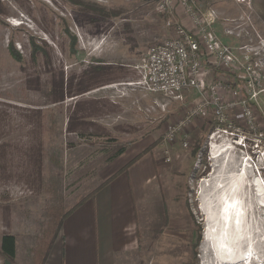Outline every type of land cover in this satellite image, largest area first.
Instances as JSON below:
<instances>
[{"label":"rangeland","instance_id":"obj_1","mask_svg":"<svg viewBox=\"0 0 264 264\" xmlns=\"http://www.w3.org/2000/svg\"><path fill=\"white\" fill-rule=\"evenodd\" d=\"M197 1L201 7H215L219 12L218 21L224 25L238 13L234 7H229L236 0ZM158 2L0 0V144L10 143L5 144L8 158L13 156L10 162L23 163L15 149L25 147L32 138L34 130L31 129L37 120L32 110L41 107L45 120L43 182L30 184L23 176L19 177L18 171L8 175L1 167L6 160L0 153V236L4 231L16 235L20 264L32 263V248L42 235L43 227L48 225L50 213L60 205L66 211L92 194L109 174L111 161L119 149L138 137L165 144L163 151L167 147L171 155V161H166L163 155L161 187L157 199L150 202L149 231L143 230L146 217L141 210L144 244L140 264H233L224 261L229 257L223 253L225 249L216 244L217 230L213 232L215 223L220 224L222 219L221 206L217 204L220 194L217 183L226 176L223 184H227V189L232 188L234 166L241 168L239 164L245 161L252 164L247 171L250 184L247 193L240 189L238 193L243 194L245 224L248 222L247 227H252L248 234L253 237L257 230V225L252 223L256 218L255 200L264 199V134H259L264 133V106L260 102L263 110L255 107L257 133L249 130L243 118L230 111L232 125L216 126L210 108L192 119L176 139L165 142L163 137L168 124L183 120L195 105L198 94L185 91L182 98L176 99L161 93L146 96L133 83L136 81L133 72L136 70L138 74V67L147 61L151 45L173 36L177 22L191 26L181 6L176 4L169 13L158 10ZM44 41L53 51L52 63L56 69L63 64L65 71L77 73L96 61L124 64L129 69L130 83L91 94L93 98L112 94L117 101V112L94 117L111 134L82 137L66 131L71 100L67 99L64 104L47 102L51 71L43 62L41 49L35 53V59L32 58V44L35 42L47 49ZM11 46L19 51L20 58L14 56ZM38 81L43 85L41 90L30 87L29 84ZM123 125L134 126L136 130H122L119 127ZM238 138L245 140L238 142ZM224 149L227 150L223 155L214 157ZM210 180L211 186H205ZM263 231L256 233L253 249L258 259L251 264H259V259H264ZM206 236L213 237L211 245L206 242ZM2 259L0 253V264ZM248 263L249 260L241 264Z\"/></svg>","mask_w":264,"mask_h":264},{"label":"crops","instance_id":"obj_2","mask_svg":"<svg viewBox=\"0 0 264 264\" xmlns=\"http://www.w3.org/2000/svg\"><path fill=\"white\" fill-rule=\"evenodd\" d=\"M229 7L235 8L234 11L238 12L236 16L250 17L248 28L252 37L255 38L258 34L264 36V0H250L249 4L236 1ZM224 29L223 23H217L216 30L223 41L239 42L238 39L228 36ZM92 63L121 65L128 76L94 86L84 93L66 97L63 102L54 104H64L67 99L71 100L66 121L68 133L82 136L77 129L85 126L86 134L82 137H106L111 132L94 117L117 112L118 103L112 98V94L105 98H93L91 94L110 89L117 84H127L131 76L124 64L107 61ZM136 72H133V77L137 80L140 74L139 70L138 74ZM139 92L146 96L151 95L142 89ZM70 119L76 127L73 131L67 130ZM119 128L125 131L136 130L134 126L128 125ZM155 141L138 137L137 140L127 143L124 150L112 159L110 172L104 180L111 179L64 217L45 264H140L141 248L144 244L141 240L140 214L143 209L146 217L143 219V230L149 231L150 202L157 199L159 186L161 187L159 178L165 161V144H157ZM143 151L145 152L139 158L127 166ZM164 230L166 231L165 228Z\"/></svg>","mask_w":264,"mask_h":264},{"label":"built area","instance_id":"obj_3","mask_svg":"<svg viewBox=\"0 0 264 264\" xmlns=\"http://www.w3.org/2000/svg\"><path fill=\"white\" fill-rule=\"evenodd\" d=\"M176 4L182 7L191 26L177 22L173 36L151 45L147 61L138 67L140 77L133 81L145 93H161L169 99L182 98L185 91L198 94L185 118L166 128L164 141L176 139L192 119L210 108L218 126L232 125L230 111L257 133L255 107L262 109L261 103L264 106V36L252 37L250 17L240 15L229 18L224 29L239 42L223 41L216 30L218 10L201 7L197 0H159L157 8L171 13ZM164 154L165 160L171 161L169 148Z\"/></svg>","mask_w":264,"mask_h":264},{"label":"trees","instance_id":"obj_4","mask_svg":"<svg viewBox=\"0 0 264 264\" xmlns=\"http://www.w3.org/2000/svg\"><path fill=\"white\" fill-rule=\"evenodd\" d=\"M85 11V12H84ZM83 13L86 14V10H83ZM45 42V49L43 46L36 44L35 42L32 44V58L35 59V53L41 49L44 59V64L47 63L48 71H51V75L48 78V89H47V102L48 103H58L63 102L66 97H72L81 93L90 90L94 86H99L104 83L113 82L120 78L128 76L125 72V68L118 64H107V63H91L87 67L83 68L80 72L75 71H65L64 65L62 64L59 69L53 67L52 57L53 51L48 45L47 41ZM47 42V43H46ZM11 50L14 56L20 58L19 51L11 46ZM31 88L42 89L43 85L36 83L34 85L29 84ZM32 112L36 115L37 119L33 124V128L31 130V140L27 142V144L23 147H16V153L18 156H21L23 163L14 165L10 162L12 159V155L8 158V153L5 150V144L10 145V143L3 142L0 144V153L2 154V158L6 160V164L1 166L8 175L11 176L12 173L18 171L19 177L23 176L30 184H38L43 182V172L45 168V141L43 138L44 133V115L42 113L41 108L33 109ZM32 116H29L31 119ZM84 123V122H82ZM217 126V123H216ZM35 128H38L36 130ZM75 126L73 125V120L70 119L67 130L73 131L75 130ZM85 126L78 128L77 131L81 133L82 136H85ZM124 150V147H121L117 154L121 153ZM145 151L141 152L138 156H136L132 161L128 163L131 164L135 161L139 156H141ZM15 153V154H16ZM116 154V155H117ZM9 162L10 164H8ZM7 169V170H5ZM22 173V174H21ZM108 178L104 180L99 186L93 191L92 194L87 196L94 195L95 192L105 185L109 180ZM84 196L81 200L77 201L74 205H72L66 211H63L61 205L54 212L50 213V217L48 219V225L44 226L42 231V235L39 236L36 245L32 248V263L31 264H45L48 254L51 250V247L56 239V236L61 228L64 217L71 213L75 208H77L83 200L87 197ZM10 208L8 207V210ZM56 210V211H55ZM59 211V213L57 212ZM0 253L3 256L2 264H20L17 260V238L16 235L12 232L4 231L0 236Z\"/></svg>","mask_w":264,"mask_h":264},{"label":"bare ground","instance_id":"obj_5","mask_svg":"<svg viewBox=\"0 0 264 264\" xmlns=\"http://www.w3.org/2000/svg\"><path fill=\"white\" fill-rule=\"evenodd\" d=\"M226 150L227 149H224L222 152L217 153L214 157H219V156L223 155V153ZM236 161L234 163H236ZM248 164H249V161H245V163L239 164L241 168H239V166H237V165L234 166V171H233L234 175L232 176V179H231L232 184H230V185H232V188L230 187L229 189H227L226 188L227 184H223V183H226L225 182L226 176L222 177V180H221V178L219 179L217 184L220 187L218 185H216V186H218L217 190H219V193H220L219 197H217V199H218L217 204H220L219 206H221V210H219V211L222 214V215L220 214L222 219L220 221V224H219V221L216 222L218 219L217 220L213 219V220H216L215 221L216 226L214 228V231L213 230L212 231L215 233V231L217 230V234L213 233L214 235H218L216 238L217 239L216 244L218 242L220 247L225 249V251L223 252V253H225V256L229 257V259L224 260V261L229 262V263H233V264L245 263L248 260L251 264V262L255 261V258L258 259V256H256V252L253 249L254 242H255L254 240L256 239L257 231L260 232V231H262V229H264V218H263L264 206H262V205H264V202L262 201V202L258 203L260 200H264L262 197L260 200H255L256 218L252 224L254 226L257 225V230H254L255 232L253 234V237H251L250 234H248L249 233L248 230L251 229L252 227L251 228H250V226L247 227L248 222L246 224H245L246 221L242 222V218L240 216V212L245 211V209H244L245 206L243 205V202L241 199V196H243V194L240 195L238 193V191L240 189V190H242V191L244 190V192H246V189L248 188V186L250 184L248 182L249 181L248 172H247L248 166H249ZM228 173H229V171H228ZM226 174L227 173H225L224 175H226ZM211 183H212V180L205 183V186H207V184H208V186H211ZM251 184H252V186H254V183H251ZM234 187H235V190H233ZM259 190L260 191L262 190L261 187ZM245 196H244V198H245ZM246 200H247V198H246ZM252 224H251V226H252ZM263 232H262L261 236L264 235ZM210 237L211 236H209V237L206 236V238H205V239H207L206 242H209V245H211L210 241L211 240L213 241V237H211V238ZM214 239H215V237H214ZM246 248H248V249H246ZM212 251H213V249H212ZM220 256H223V254ZM259 260H260V261H258L259 264H264V259H259Z\"/></svg>","mask_w":264,"mask_h":264},{"label":"clouds","instance_id":"obj_6","mask_svg":"<svg viewBox=\"0 0 264 264\" xmlns=\"http://www.w3.org/2000/svg\"><path fill=\"white\" fill-rule=\"evenodd\" d=\"M246 213V210L245 211H242V212H240V216H241V218H242V222H244L245 221V217H244V214Z\"/></svg>","mask_w":264,"mask_h":264}]
</instances>
